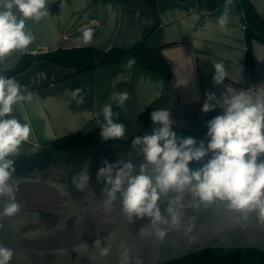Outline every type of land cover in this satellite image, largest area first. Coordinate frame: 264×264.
Wrapping results in <instances>:
<instances>
[{
  "label": "water",
  "instance_id": "1",
  "mask_svg": "<svg viewBox=\"0 0 264 264\" xmlns=\"http://www.w3.org/2000/svg\"><path fill=\"white\" fill-rule=\"evenodd\" d=\"M264 18V0H251ZM227 11L228 23L219 24ZM49 15L38 22H28L35 39L25 50L12 53L0 63L1 70L14 68L28 53L42 54L73 47H114L145 42L160 47L171 68V77L134 64L115 62L79 73L78 68L62 67L49 60H38L13 78L32 93V100L12 115L27 119L32 127L15 160L18 182L17 202L20 212L14 217H0V243L14 250L10 264H121L126 248L130 264H168L209 249L264 252V228L250 218L241 230L205 217L190 243L180 232H170L163 242L142 236L149 223L134 225L128 221L119 203L106 212L101 196L103 182L96 179L102 161L127 159L142 162L131 148V137L141 132V114L166 109L174 123L190 130L207 125L208 113L201 111L206 93L217 98L225 88L249 89L264 84V33L248 20L243 0L227 1L214 10H201L197 0H49ZM91 28V41L83 39L84 28ZM250 30L254 37L246 39ZM250 48L251 59L246 53ZM222 62L228 78L215 85L213 64ZM82 89L84 101L73 97ZM127 92L130 99L123 108L110 100L113 93ZM105 103L112 104L115 122L125 126L121 140L107 141L68 150H57L52 142L79 130L88 132L101 127L98 116ZM222 114L217 107L211 111ZM264 158V157H262ZM90 175L89 191L79 192L71 183L86 162ZM195 167V165H190ZM65 186L64 193L56 186ZM163 204V202H161ZM3 204L0 202V208ZM99 241V244L96 242ZM111 246L107 256L100 249ZM123 246V247H122Z\"/></svg>",
  "mask_w": 264,
  "mask_h": 264
},
{
  "label": "clouds",
  "instance_id": "2",
  "mask_svg": "<svg viewBox=\"0 0 264 264\" xmlns=\"http://www.w3.org/2000/svg\"><path fill=\"white\" fill-rule=\"evenodd\" d=\"M48 4L49 0H0V63L33 43L28 22L49 15ZM227 23L225 11L219 24ZM92 36L93 30L85 27L83 39L91 41ZM135 63L130 57L124 66L131 68ZM213 68V82L221 85L229 73L222 62L214 63ZM77 96V103L82 104V89L73 91V97ZM205 96L201 111L208 113L219 107L222 114L207 122L204 139L178 135L173 130L172 113L158 109L150 113V133L131 141L135 156L143 158L141 163L133 164L130 154H125L127 159L101 162L96 179L104 184L103 208L111 212L118 202L128 221L147 218L142 236L163 242L170 232H180L194 243L197 222L205 217L241 230L254 217L257 226L264 228V84L240 90L226 87L219 98L213 93ZM109 99L123 108L130 97L125 91L115 92ZM31 100L32 93L24 85L0 75V217H14L22 207L16 196L14 157L29 139L32 127L27 119L21 122L12 113ZM97 115L103 117V139L121 140L125 136V126L115 122L118 113L113 112L111 103H105ZM88 163L72 176L71 183L77 191L94 195L89 191ZM56 187L67 194L65 186ZM110 250V245L102 247L100 255L107 256ZM13 255V249L0 243V264H10ZM121 264H130L126 248ZM136 264H141L139 259Z\"/></svg>",
  "mask_w": 264,
  "mask_h": 264
},
{
  "label": "trees",
  "instance_id": "3",
  "mask_svg": "<svg viewBox=\"0 0 264 264\" xmlns=\"http://www.w3.org/2000/svg\"><path fill=\"white\" fill-rule=\"evenodd\" d=\"M147 3L155 4L157 0H141ZM227 0H197L198 6L201 10H214L216 7L225 3ZM246 16L249 22L258 30L264 33V18L260 16L251 0H243ZM254 34L247 30L246 39L251 41ZM260 40L262 37H257ZM248 61L251 59L250 48L246 53ZM135 58L137 65L158 71L162 73L167 79L171 77V68L168 61L162 56L160 47H150L145 42L119 46L105 50L98 47H73L67 49H58L53 52H46L42 54H25L23 55L17 65L9 70H1L0 75L6 77L17 73H23L30 68L33 63L38 60H49L62 67L78 68L79 73L86 72L92 68L104 66L107 64L121 62L126 63L130 58ZM152 111L148 108L145 110L140 118L144 123L141 132L131 137V141L138 136L145 133H150L152 123L150 120V113ZM216 114L209 112L206 116L207 120L214 118ZM178 135L191 136L197 140L204 139L206 136L207 127L201 130H190L181 127L174 123L173 129ZM101 127H96L88 132L79 130L75 133L69 134L66 137L60 138L52 142V146L57 150H68L79 147H86L88 145H96L103 143L105 140L100 135ZM107 141H115L107 140ZM147 218L141 220L137 219L134 225L146 223ZM168 264H264V252L256 249L231 250V249H209L197 252L190 256H186L179 260L170 262Z\"/></svg>",
  "mask_w": 264,
  "mask_h": 264
}]
</instances>
